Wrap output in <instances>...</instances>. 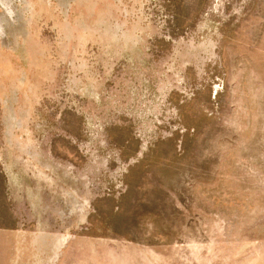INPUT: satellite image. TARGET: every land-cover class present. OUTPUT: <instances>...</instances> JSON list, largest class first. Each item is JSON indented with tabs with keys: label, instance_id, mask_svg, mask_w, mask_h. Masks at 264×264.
<instances>
[{
	"label": "rangeland",
	"instance_id": "obj_1",
	"mask_svg": "<svg viewBox=\"0 0 264 264\" xmlns=\"http://www.w3.org/2000/svg\"><path fill=\"white\" fill-rule=\"evenodd\" d=\"M0 264H264V0H0Z\"/></svg>",
	"mask_w": 264,
	"mask_h": 264
},
{
	"label": "flooded vegetation",
	"instance_id": "obj_2",
	"mask_svg": "<svg viewBox=\"0 0 264 264\" xmlns=\"http://www.w3.org/2000/svg\"><path fill=\"white\" fill-rule=\"evenodd\" d=\"M176 3H177V0H176ZM106 89V91L108 92L109 95H111V93H113V96H114V93H116L115 91V85L114 86H107V87H104ZM109 98V97H108ZM92 106H93V109H92V113L94 114V116L96 115H105V117L101 118V120L105 121L106 124H109L108 122L112 119H113V116L115 117L114 119L116 120L117 119V116H116V109L114 108V105L110 106V104H114V102H92ZM111 109H110V107ZM108 107L110 109V114L107 115L108 113ZM83 113H81V117L82 119H85L86 118V113H84V110L82 111ZM106 112V113H105ZM112 113L114 114L113 116ZM99 117V116H98ZM71 116H67V122L70 123L71 122ZM68 130V131H67ZM66 131L64 132H70L71 133V130L70 128L68 127ZM46 163V162H44ZM49 168L52 167V165L50 164L49 166H47ZM33 173V172H32ZM53 174V170H49V172H45L43 170H40V171H37L36 173H34V175H36V178L35 179H38L39 182L41 180V182H43L45 184L44 181H52L54 179V177H56V175H52ZM44 177V178H43ZM46 185V184H45ZM5 196L6 198H8V205L6 206V209H7V213H8V218L10 219V221H16L17 223L18 222H32L33 225H36V226H40L42 222V220H44V216H40V215H35L37 217L34 218V215L33 213L35 212L34 209H31L30 208V203L26 200H17L14 198V196L10 193L9 190L5 191ZM41 204V205H40ZM40 205V206H39ZM38 206L40 207L39 209L41 210V208L43 207L42 203L41 202H38ZM32 207V206H31ZM43 212V210H42Z\"/></svg>",
	"mask_w": 264,
	"mask_h": 264
},
{
	"label": "bare ground",
	"instance_id": "obj_3",
	"mask_svg": "<svg viewBox=\"0 0 264 264\" xmlns=\"http://www.w3.org/2000/svg\"><path fill=\"white\" fill-rule=\"evenodd\" d=\"M64 242V241H63ZM62 241H60V245L63 243Z\"/></svg>",
	"mask_w": 264,
	"mask_h": 264
}]
</instances>
